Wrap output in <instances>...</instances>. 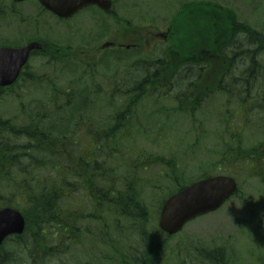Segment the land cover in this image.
Instances as JSON below:
<instances>
[{"label": "trees", "instance_id": "1", "mask_svg": "<svg viewBox=\"0 0 264 264\" xmlns=\"http://www.w3.org/2000/svg\"><path fill=\"white\" fill-rule=\"evenodd\" d=\"M186 8L187 5H184L173 15L168 43L157 45L161 46V55H150L135 63L136 72L131 73L134 81L130 87H127L130 84L127 81L126 88L122 86V89L120 85L110 90L128 96L125 99V111L121 116L116 115L117 129L115 132L113 126L110 130V143L95 147L96 151L89 158L84 154L78 157L75 155L81 147L72 140L77 128H74L76 124L70 125L69 114L74 105L72 110L78 112L76 123L89 122L93 114L91 108L96 102L104 100V96L99 94L104 93L103 89H110V82L103 78L106 88L87 87L90 94L82 95L86 96L84 102L77 99L79 94L74 88L80 87L85 79L93 82L97 77V66L91 62L75 63L80 71L83 68L90 71L82 72L77 80L63 84L60 88L55 84L49 86L48 89L53 91H46L42 109L25 114V124L21 122L12 126L10 122L0 119V177L4 172L1 179L11 174L5 184H14L20 190L10 202L0 198V209L5 205L14 206L23 211L27 219L25 233L9 238L0 246V264H10L11 260L16 259L20 252L14 253L15 247L20 248L30 260H34L38 253L54 257L56 252H68L69 246L83 240L88 241L90 247L101 243L105 248L96 251L104 259H107L105 252L110 253L108 262L157 264V244H154L152 234L146 228L148 206L133 187L134 184L130 185L134 180L127 173L120 175L117 172L119 164L116 163L119 140L130 139L134 130L142 128L137 114L139 97L154 103L160 98L161 103L170 96V100L176 103L172 110L174 116H195L201 112L200 107L208 97V92L216 89L228 98L229 103H236L240 110L234 114L243 116L246 121L249 118V114L245 113L247 108L261 101L264 95V86L261 87L264 81V60L254 58L259 50H264V39L250 32L246 25L238 24L234 15L224 9V20L212 21L215 15L209 13L203 29H194L191 17L185 14ZM115 20L119 21L118 18ZM130 27L128 29L135 31L136 27ZM246 32L251 36H247ZM257 41L261 46L253 53L250 48L256 49ZM137 43L144 44L139 41ZM69 52L63 51V62L69 63L72 59ZM237 53L249 54V57L254 55L251 64L245 60L243 65H239V58L235 60L232 57V54L238 56ZM246 56L244 59L248 58ZM120 74L116 71L110 78L115 85L120 82ZM177 77L181 79L179 86L186 84L184 79L192 78L193 82L173 95L175 87L171 84V78ZM152 78L159 84V90L166 87L158 96L145 90L152 83ZM256 86L260 88L256 89ZM131 94H135L133 100ZM160 112L168 116L170 113L162 109ZM150 120L154 126H159L158 130L168 125V121L158 123L148 114L147 122ZM194 123L198 128L200 123L196 117ZM124 145L129 146L125 142ZM204 177L209 176L207 174ZM171 180L172 187L162 197L159 208L170 195L189 183H185L177 174ZM120 186L124 187L123 191L118 190ZM90 224H93L91 229L87 227L86 231H79V226ZM123 234L126 235L125 239L119 242ZM135 239L141 242L143 252L131 255V248L138 251L133 246ZM40 245L48 248L41 252ZM226 258V253L220 247L198 250L195 259L199 264H227Z\"/></svg>", "mask_w": 264, "mask_h": 264}, {"label": "rangeland", "instance_id": "2", "mask_svg": "<svg viewBox=\"0 0 264 264\" xmlns=\"http://www.w3.org/2000/svg\"><path fill=\"white\" fill-rule=\"evenodd\" d=\"M203 1L205 0H116L114 11L118 13L117 16H115L116 13L97 15L96 11L88 10L66 23L56 22L47 16L45 18L47 26L41 17L38 18L37 15H31L33 8L30 7L21 18L10 15H2L0 17V43L10 42V40L21 41L22 43L26 39L28 32L23 33L24 30L30 28L32 24H37L41 26L40 31L42 34L50 37H57L58 35L55 38L57 40L60 35L70 39L71 37L68 35L75 34L70 41L73 48H93L92 46L98 43L101 46L108 41L114 40L129 45L136 43L137 40L143 41L144 37L150 33L149 31L152 34L166 33L173 21V15L177 13L179 8L190 2L202 3ZM207 1H213L214 7L226 8L230 13L232 11L237 13L238 15L232 14L238 18L239 22L249 23L251 30L261 29L264 33V0ZM11 4L10 2L4 3L6 11H10L9 7ZM25 8L20 9L24 11ZM29 10L30 12L28 13ZM215 11L219 12L216 9ZM209 13L212 14V11L210 9L206 10L204 7H192L185 11V14L191 17L194 29L197 27L200 30L203 29L206 22L205 18L208 17ZM94 17H100V19H93V21L92 18ZM115 17L119 21H116ZM35 19H40L41 24L37 23ZM215 20L213 18L212 21ZM130 26L136 27L135 31L128 29L131 28ZM143 26H145V29H143ZM21 34L24 36L22 40L19 38ZM247 36L251 35L247 34ZM150 37L152 36L148 35L147 39L149 42L147 45L142 44L139 51L123 52L125 54L120 53L121 55L117 56L118 58L113 56V53L111 56L107 55V57H105V52L98 54L96 61L106 60V63L105 61L104 63L107 65L103 62L99 64L97 67L98 74L93 82L85 79L80 87L74 88V91L79 94L77 99H80L82 103L84 102V97L86 96L82 95L84 93L90 94L87 87L89 89L94 87L106 88L107 85L104 83L103 78L106 79L105 81L110 82V89H103L104 92L107 90L110 92L111 89L118 87V84L115 85V82L110 79L116 71H119L120 75L124 76L126 83L127 81L130 82L129 85L127 84V87H130L133 78L131 73L136 72L135 63H132L137 60L142 61L150 55H161V46L166 42L168 43V40L158 36L155 40ZM262 52L264 50L250 57L249 54L246 56L245 54L237 53L238 56L235 57L232 54V57L235 60L239 58L237 59L239 65H243L245 60L250 64L249 61L253 60V56L258 60L262 58L264 60ZM245 56L248 58L244 59ZM119 59L121 61L117 62ZM45 64L46 67L41 60H33L31 63L34 69L33 72L43 78L39 82L41 89L33 85H30L27 89L26 86L28 84L23 85V82H20L13 90L0 92V96L2 95L0 117L13 119L25 108L27 113L38 111L42 109L41 104L44 103L46 91H53V89H48L49 86L55 84L60 88L63 84H69L77 80L82 72H90L87 68H83L80 71L79 67L69 66V63L57 69L51 63L48 64L47 62ZM49 65L53 69L48 68L47 66ZM259 71L261 73V70ZM171 80L173 81L171 83L172 86L175 87L173 95L180 93L182 91L179 90L180 88L186 89L193 82L192 78L184 79L186 84L179 86V81L181 80L179 77L176 79L171 78ZM47 83L50 85H47ZM259 88L260 86H256V89ZM66 89L71 91L69 88ZM120 99L121 97L116 100H108L109 105L106 101V104L102 102V100L95 106L92 104L94 107L90 111L93 113L91 119L96 114H100L99 118H96L97 121L99 120L95 122L96 124L111 123L115 115L121 116L122 112L125 111V103L120 102ZM158 102L160 104V98ZM158 102L153 103V108H147L149 112L152 109L151 112L159 113L160 105ZM88 106L89 103H87ZM96 106H99V108L96 109ZM145 106L147 107V102ZM74 107L73 105L71 108L73 109ZM174 107H176L175 101H170V96H167L161 108L171 110ZM218 107L219 110L222 109V113H219L220 115H217ZM228 107L229 110H227ZM72 109H70L71 113L69 114L70 125H75V117L78 112ZM144 109H141L140 112L147 113ZM201 109L211 112L212 115L205 116L204 110L199 112L196 115L200 123L198 128L192 122L193 118L181 115L177 117L172 114V122H169L164 129L158 130L159 126L149 123L148 129L141 137H138L141 132L140 129L133 131L129 139V145L132 147L118 146L116 163L126 161L129 168L125 169L126 171H131L133 167L142 169L144 166L145 168V171L142 170L139 175L137 174L134 177H137L136 187L139 191L138 194L146 202L149 209L146 228L153 235L154 244H157L155 247L157 249V264H199L195 259L198 250H210L220 247L226 253L227 258L225 261L227 264H264V110L255 113L252 123L248 124L251 128H248L244 121L240 120L242 116L234 114L239 108L235 102L229 103L228 98L220 95L215 97L213 95L210 99L204 101V106ZM155 118H158V116ZM18 119L21 120L22 118L18 116ZM85 122H82L81 128L74 133L72 140L74 139V142L78 143L82 141L84 144L81 152L75 153L76 157L84 154L89 158L94 154L95 148L91 142L86 143L82 134H80ZM160 122L158 120V123ZM239 122L240 128L238 126ZM17 123L19 121L15 120V124ZM143 123L145 124V121L140 124ZM104 128H107V126ZM204 130L207 132H204ZM240 130H243V133ZM233 131H235L234 154L228 156L223 146L230 143L228 137ZM103 132V127H100V133ZM77 133L80 134L79 138H76ZM202 133L206 137L196 147L197 135H202ZM218 136L222 146H218ZM137 137L140 138V141L135 143ZM152 139L155 140L152 141ZM238 154L247 155L249 160L246 161V164L243 163L245 157L238 158ZM226 156L228 157L225 160ZM150 157L152 160L147 159ZM216 168L221 169L220 172L223 174L234 173L237 175L241 190L239 198L235 197L220 210L190 222L181 234L173 238H168L160 233L158 227L159 202L168 192V188L172 187L171 178L177 174L185 183H188L207 175L209 172H217ZM36 173L34 172V174ZM10 177L11 174L0 180V198L8 202L12 201L14 194L20 193V190L14 184H5ZM118 190L123 191L124 187L120 186ZM87 227L91 229L93 224L83 227L79 226V231H86ZM125 236L123 234L119 237V242L123 241ZM53 244H56V242ZM133 246L138 251L131 248V255L143 252L140 241L135 239ZM47 248L48 246L43 248L40 245L41 252ZM104 248L101 243L90 247V243L83 240L69 246L68 252H56L54 257L38 253L34 260H30L20 248L15 247L14 253L18 251L20 254L16 256V259L11 260L10 264H117L112 262L104 263L99 260L101 253L96 251V249ZM204 264L210 263L205 262Z\"/></svg>", "mask_w": 264, "mask_h": 264}, {"label": "water", "instance_id": "3", "mask_svg": "<svg viewBox=\"0 0 264 264\" xmlns=\"http://www.w3.org/2000/svg\"><path fill=\"white\" fill-rule=\"evenodd\" d=\"M24 1V0H18ZM41 5L59 18H70L80 10L96 5L110 11L109 0H39ZM39 43L22 48L0 47V87L16 82L22 68ZM237 191L235 179L216 176L195 182L167 199L160 214L159 228L169 236L176 235L187 223L221 208ZM26 221L22 213L11 208L0 210V245L11 235H22Z\"/></svg>", "mask_w": 264, "mask_h": 264}, {"label": "flooded vegetation", "instance_id": "4", "mask_svg": "<svg viewBox=\"0 0 264 264\" xmlns=\"http://www.w3.org/2000/svg\"><path fill=\"white\" fill-rule=\"evenodd\" d=\"M6 2H10L13 5V6L9 7L11 9L10 11L5 10L4 3H6ZM0 7H1L0 17L2 15L21 17L28 10V8L32 7L33 11H31V15H37L38 18L41 17L46 26H47V23H46L45 18L47 16L56 22L62 23V19L58 18L57 16H55L54 14L50 13L45 8H43L41 6V4L39 3V0H26V1L20 2V3H17V0H0ZM23 7H26L24 11H22L20 9ZM29 12H30V10L28 11V13ZM72 18H70L68 20H71ZM36 20L38 21V23L41 24L40 19H36ZM29 29H31V32L26 35L27 37L25 39V44L23 46H25L27 44L35 43V42H41L43 44V49L39 50V51H33L31 54V57L29 59V61H32V60L38 61V60H41L43 57L45 58V56H44L45 53H48L49 51L47 50L44 39H42L44 37L43 36L44 34H42V35L40 34L39 26L32 24ZM24 31H26V30H24ZM161 37L166 38L164 36H161ZM60 38H62V35H60ZM46 41L49 43V46L52 48V50H58V49H54L55 47H58L54 42L50 41L49 39ZM51 48H50V51H52ZM29 70H30V63L24 69V71L22 72L21 75L23 76Z\"/></svg>", "mask_w": 264, "mask_h": 264}]
</instances>
